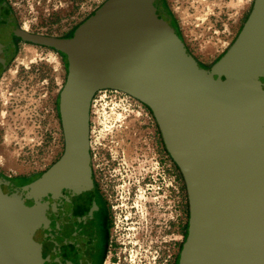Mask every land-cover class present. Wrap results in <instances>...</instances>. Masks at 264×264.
Returning <instances> with one entry per match:
<instances>
[{
    "label": "water",
    "instance_id": "obj_1",
    "mask_svg": "<svg viewBox=\"0 0 264 264\" xmlns=\"http://www.w3.org/2000/svg\"><path fill=\"white\" fill-rule=\"evenodd\" d=\"M15 37L42 39L0 0V80L17 56ZM107 88L136 93L173 133L199 246L194 264H264V0L210 68L163 0L106 1L69 52L63 155L23 186L0 173V264L35 253L88 256L98 243L88 106Z\"/></svg>",
    "mask_w": 264,
    "mask_h": 264
},
{
    "label": "rangeland",
    "instance_id": "obj_2",
    "mask_svg": "<svg viewBox=\"0 0 264 264\" xmlns=\"http://www.w3.org/2000/svg\"><path fill=\"white\" fill-rule=\"evenodd\" d=\"M106 1L6 0L21 28L55 41L52 48L21 42L0 80V173L17 186L39 178L63 155L57 103L67 61L59 41ZM165 1L173 25L205 68L232 47L255 2ZM106 95L94 102L90 134L107 217L102 264H176L190 219L179 157L174 154L175 169L163 128L138 95Z\"/></svg>",
    "mask_w": 264,
    "mask_h": 264
},
{
    "label": "flooded vegetation",
    "instance_id": "obj_3",
    "mask_svg": "<svg viewBox=\"0 0 264 264\" xmlns=\"http://www.w3.org/2000/svg\"><path fill=\"white\" fill-rule=\"evenodd\" d=\"M164 5L166 4V1L163 0ZM94 14V13H93ZM92 14V15H93ZM91 15V16H92ZM91 16L85 20L81 25H79L77 28L74 29V31L71 33V35L68 36V38L66 40L63 41H59L62 42L58 45V49L63 51L64 56L66 58L67 61V80L66 83L64 85V87L61 90V93L63 91V89L65 88L67 82H68V76H69V52L72 48V45L74 43L75 40V34L77 32V30L84 25L85 22H87ZM34 34V33H33ZM16 40V44H17V51H18V47L19 44H21V42H24L22 38L19 37H15ZM55 42L53 39L42 36L41 39V43L40 44H36V45H44L46 47L52 48V43ZM31 44H34L32 42H29ZM105 92V96L106 93H119L122 95H128L130 92L127 90H123V89H115V88H107V89H101L98 90L94 93V95L89 99V106H88V111H89V124H90V134H91V121H92V108L95 106L94 102L96 101V98L99 97V94ZM61 93L59 95V99H58V113H59V119L61 122V126H62V130H63V135H64V129H63V123H62V117H61V111H60V104H61ZM136 94V93H135ZM137 95V94H136ZM106 97H99V99H103ZM116 98V97H114ZM138 98L145 104L146 101H144L141 97L138 96ZM98 101V100H97ZM148 107H150V111L153 114V117L156 121V125H160L161 128H163V125H161L160 121L157 119L154 111L152 110L151 106L149 104H147ZM163 130V135L166 139V147L168 146V150L169 152H171L169 155L167 154V158L169 159V161L171 162V165L175 167V169L178 168V164H177V157L175 155H177V144L175 139H173V133L171 131H167L166 129H162ZM160 131V129H159ZM161 133V131H160ZM162 135V133H161ZM172 137V139L170 140V142L168 141V139ZM90 147H91V135H90ZM166 149V150H167ZM64 150H65V136H64ZM64 153V152H63ZM175 154V155H174ZM91 157H92V169H93V177H94V182H95V186H96V190H95V194H94V198H95V220H96V228H97V235H98V243L95 245L94 249L91 251L90 255L88 256H83L80 254H73V255H69V256H63V255H47V254H32L30 255L25 261L24 264H102L103 261V255H104V250L106 247V238H107V234H106V229H107V217H106V209H105V204L99 194V180H98V175H97V171L94 168V164H93V156H92V152H91ZM190 220H191V215H190V219H189V226L187 227V231L184 237V241L183 244L181 246V251H180V255L177 256V260H176V264H194L195 260H196V254L198 252V247H195V243H194V235L192 233L193 228L190 224ZM193 241V242H192Z\"/></svg>",
    "mask_w": 264,
    "mask_h": 264
}]
</instances>
